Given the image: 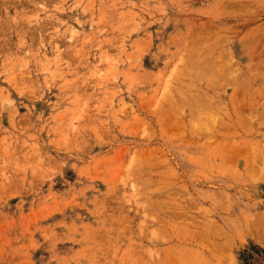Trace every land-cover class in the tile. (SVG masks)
<instances>
[{
    "label": "rangeland",
    "instance_id": "obj_1",
    "mask_svg": "<svg viewBox=\"0 0 264 264\" xmlns=\"http://www.w3.org/2000/svg\"><path fill=\"white\" fill-rule=\"evenodd\" d=\"M262 29L264 0H0V264H264Z\"/></svg>",
    "mask_w": 264,
    "mask_h": 264
},
{
    "label": "bare ground",
    "instance_id": "obj_2",
    "mask_svg": "<svg viewBox=\"0 0 264 264\" xmlns=\"http://www.w3.org/2000/svg\"><path fill=\"white\" fill-rule=\"evenodd\" d=\"M232 9H233V8H232ZM207 25H208V24H207ZM259 31H260V32L262 31L261 39H263V41H264V38H263V37H264V29L259 30ZM259 31H258V33H259ZM251 32H252V31H251ZM258 33H257V34H258ZM249 34L252 35V36L250 37V38H252V39L249 38L250 40H254L255 36L257 35V34H255V33H249ZM246 35H248V34H246ZM259 35H260V34H259ZM205 36H206V35H205ZM245 37H246V36H245ZM245 37H244V38H245ZM261 39H259V41H260ZM205 40H206V39H205ZM246 40H247V42H245ZM206 41H207V40H206ZM245 41H243V42H244V43H243V44H244L243 46H244L245 48H248V45H247V47H246L245 43L248 44V43L251 42V41L248 42V39H246V38H245ZM255 42H256V41L254 40V42H252V44H249V52H248V56H249V57L252 56V55L254 54V53H253V51H254V49H253L254 47H253V46L256 45ZM254 43H255V44H254ZM213 45H214V44H213ZM252 45H253V46H252ZM251 49H252V50H251ZM177 54H178V53H177ZM222 54L225 55V53H222ZM248 56H247V57H248ZM260 56H261V55L259 54V58H261V59H260V62H261V60H262V62H263V59H264L263 57H264V56H263V57H262V56L260 57ZM222 57H223V56H222ZM225 57H226V56H225ZM227 58L230 59V62H231V60H232V58H233V55L231 54V52H228ZM224 59H225V58H224ZM224 59L222 58V60H224ZM228 59H227V60H228ZM249 59H250V58H249ZM180 60H181V59H180ZM207 60H208V59H207ZM210 60H211V59H210ZM210 60L204 62V66H205L204 69L199 68L200 66L198 67L199 69H198V68H196V69H198V70H200V69L205 70V73H206V72H207V71H206L207 69H209V71H210V70H213V71H214V69H213L212 67H215V72H216V69L218 70V69L220 68L221 64H218V63H216V62H215V63H212V61H211V63H209ZM222 60H221V61H222ZM217 61H218V60H217ZM228 61H229V60H228ZM182 62H183V61H182ZM206 62H207V65H206ZM226 62H227V61H226ZM260 62H259V63H260ZM231 63H232V62H231ZM213 64H214V65H213ZM261 64H262V63H260L259 65L261 66ZM193 65H194V64H193ZM198 65H199V64H198ZM202 65H203V62H202ZM231 65H232V64H231ZM194 66H195V65H194ZM206 66H207V67H206ZM262 66H263V65H262ZM186 67H188V66H186ZM196 67H197V65H196ZM201 67H203V66H201ZM222 67L224 68V66H222ZM226 67H229V64H228V66H226ZM226 67H225V68H226ZM232 67H234V66H232ZM189 68H190V67H189ZM230 68H231V67L227 68L228 71L225 69L223 72H224L225 74L227 73L226 76H228V79L231 80L230 82H231L232 84H234V83L236 82V79H237V78L239 79L238 76H241V74H240L239 72H237V71H239L238 69H236L237 67H235V68H231V69H230ZM263 68H264V67H263ZM196 69H195V70H196ZM229 69H230V70H229ZM190 70H192V69H190ZM193 70H194V69H193ZM193 70H192V71H193ZM198 70H197L196 72H198V73L200 74V72H201L202 70H201V71H198ZM187 71H188V70H187ZM194 72H195V71H194ZM223 72H222V73H223ZM178 73H179V72H178ZM180 73H182V71H181ZM192 73H193V72H192ZM203 73H204V72L202 71V74H200V75H201V79H202L203 77H205V76L202 77ZM218 73H219V72H218ZM222 73H221V74H222ZM51 74H52V73H51ZM199 74H197V75L199 76ZM219 74H220V73H219ZM230 74H231V76H230ZM239 74H240V75H239ZM242 74H243V73H242ZM263 74H264V73H263ZM172 75H173V74H172ZM174 76H175V75H174ZM182 76H183V75H182ZM183 77H184V76H183ZM186 77H187V76H186ZM195 77H196V76H195ZM217 77H218V74H217ZM217 77H215V78H217ZM219 77H220V76H219ZM219 77H218V78H219ZM221 77H222V76H221ZM260 77H261V76H260ZM173 78H174V77H173ZM184 78H185V77H184ZM222 78H223V77H222ZM222 78H221L222 81L227 79V77H226V78L224 77L225 79H222ZM198 79H200V78L198 77ZM213 79H214V77H213ZM219 79H220V78H219ZM228 79L226 80V83H227V84H228V82H227ZM208 80H209V79H208ZM217 80H218V79H217ZM219 81H220V80H219ZM238 81H239V80H238ZM165 82H167V80H166ZM168 83H169V82H168ZM238 83H239V82H238ZM180 84H181V83H180ZM185 84H186V83H185ZM189 84H190V83H188L187 85H189ZM211 84H212V83H211ZM215 84H216V83H215ZM215 84H214V85H215ZM239 84L241 85V83H239ZM242 84H244V83H242ZM171 85H172V84H171ZM190 85H194V83H193V84L191 83ZM190 85H189V87H190ZM225 85H226V84H225ZM225 85H224V86H225ZM167 86H168V85H167ZM194 86H195V85H194ZM241 86H242V85H241ZM246 86H247V84H246ZM246 86H243V87L246 88ZM165 87H166V86H165ZM185 87H187V86L185 85ZM191 87H193V86H191ZM197 87H198V86H197ZM197 87H196V88H197ZM215 87H216V86H215ZM243 87H242V89H245V88H243ZM249 87H250V86H249ZM163 88H164V87H163ZM198 88H199V87H198ZM247 88H248V87H247ZM180 89H181V88H180ZM180 89H179V91H180ZM191 89H192V88H191ZM242 89H241V90H242ZM256 89H257V88H256ZM162 90H163V89H162ZM247 90H248V89H247ZM187 91H188V89H187ZM187 91H186V92H187ZM245 91H246V89H245ZM262 91H263V90H262ZM162 92H163V91H162ZM164 92H165V91H164ZM188 92H189V91H188ZM202 92H203V91H202ZM249 92H250V91H249ZM181 93H182V92H181ZM259 93H260V92H259ZM166 94H168V93H166ZM169 94H170V93H169ZM190 94H191V92H190ZM190 94H189V95H190ZM250 94H251V96H252V93H250ZM257 94H258V93H257ZM178 95H179V94H178ZM182 95H183V94H182ZM189 95H188V96H189ZM193 95H194V97H197V96H195V94H193ZM196 95H197V93H196ZM247 95H248V94H247ZM254 95H255V94H254ZM170 96L172 97V95H170ZM179 96H180V95H179ZM184 96H185V95H184ZM184 96H182V98H183ZM198 96H199V95H198ZM171 97H170V98H171ZM172 98H173V97H172ZM187 98H188V97H187ZM197 98H199V97H197ZM167 99H169V98H167ZM189 99L192 100V102L190 101L191 103L188 102ZM189 99H188L187 101L185 100V102H186V103L188 102L190 105L192 104L191 106H190L189 104H187L188 106H190V107H188V108H191V109H192V111H190V112L193 113V109H195V110H194L195 112L199 111V110H200L199 105L196 106V105H197V102H199V100H197L196 98H193V97H192V98L189 97ZM199 99H200V98H199ZM169 100H170V99H169ZM205 100H206V99H205ZM173 101H174V100H173ZM182 101H183V100H182ZM174 102H175V101H174ZM169 103H170V102H169ZM199 103H200V102H199ZM242 103H243V102H241V104H242ZM200 104H202V103H200ZM203 104H204V103H203ZM203 104H202L201 106H203ZM238 106H239V105H238ZM242 107H243V106H242ZM204 108H205V107H204ZM157 110H158V109H157ZM196 110H197V111H196ZM174 111H175V110H174ZM191 113H190V114H191ZM190 114H189V115H190ZM191 115H192V114H191ZM195 115H197V113H196ZM162 117H163V116H162ZM169 123H170V122H169ZM169 123H167V124H169ZM221 124H222V122H221ZM196 126H197V125H196ZM176 127H177V126H176ZM164 128H165V127H164ZM203 129H204V128H203ZM205 129H206V128H205ZM208 129H209V128H208ZM197 131H198V130H197ZM202 131H203V130H202ZM207 132H208V130H207ZM201 133H204V132H201ZM199 134H200V132H199ZM208 141H209V140H208ZM240 144H241V143H240ZM226 145H227V144H226ZM229 145H230V143H229ZM231 146H232V145H231ZM233 146H234V145H233ZM219 147H220V146H219ZM247 148H248V147H247ZM234 150H235V149H234ZM234 150H233V151H234ZM224 151H225V150H224ZM235 151H236V150H235ZM143 154H144V153H143ZM142 156H143V155H142ZM262 156H263V155H262ZM262 156L258 157V158H259V162L257 161V163H260V162H261L260 158H262ZM228 157H229V156H228ZM255 157H256V156H255ZM256 159H257V157H256ZM249 160H250V159H249ZM262 160H264V157L262 158ZM263 162H264V161H263ZM249 163H251V161H250ZM134 164H135V163H134ZM145 164H146V163H145ZM254 164H255V163H254ZM141 165H142V164H141ZM252 165H253V164H251V166H252ZM259 165H260V164H259ZM247 166H248V165H247ZM261 166H262V164H261ZM263 166H264V164H263ZM263 166H262V167H263ZM135 167H136V166H135ZM136 168H137V167H136ZM250 168H251V167H250ZM253 169H255V168H253ZM261 169H262V168H261ZM246 170H247V169H246ZM251 170H252V168H251ZM254 171H255V170H254ZM255 176H256V175H255ZM144 180H145V179H144ZM126 183H127V182H126ZM147 185H148V184H147ZM158 186H159V185H158ZM163 186H164V185H163ZM144 187H145V186H144ZM163 189H164V188H163ZM151 190H152V189H151ZM154 190H155V189H154ZM173 191H174V190H173ZM134 195H135V194H134ZM143 195H144V194H143ZM147 196H148V195H147ZM123 198H124V197H123ZM163 198H164V197H163ZM173 202H174V201H173ZM157 204H160V202L157 203ZM167 204H168V203H167ZM149 207H150V206H149ZM180 212H181V211H180ZM178 213H179V212H178ZM176 214H177V213H176ZM184 214H185V213H184ZM173 215L175 216V214H173ZM180 215H181V214H180ZM178 217H179V215L177 214V219H178ZM180 217H182V215H181ZM183 217L185 218V216H183ZM125 218H126V217H125ZM156 219H157V218H156ZM181 219H183V218H181ZM249 220H250V219H249ZM187 222H189V221H187ZM210 226H211V225H210ZM107 228H108V227H107ZM182 229H183V228H182ZM190 230H191V229H190ZM196 230H198V229H196ZM138 231H139V230H138ZM206 231H207V230H206ZM181 232H182V231H181ZM197 232H198V231H197ZM197 232H196V233H197ZM207 232H208V231H207ZM188 233L190 234L191 232H188ZM196 233H195V235H196ZM214 233H215V232H214ZM103 234H104V233H103ZM191 234H192V233H191ZM179 235H180V234H179ZM204 235H205V234H204ZM193 236H194V234H193ZM167 240H168V239H167ZM202 240H203V239H202ZM144 255H145V254H144Z\"/></svg>",
    "mask_w": 264,
    "mask_h": 264
}]
</instances>
